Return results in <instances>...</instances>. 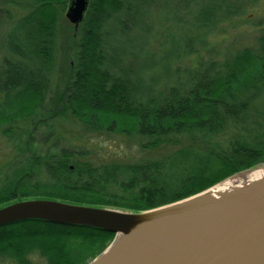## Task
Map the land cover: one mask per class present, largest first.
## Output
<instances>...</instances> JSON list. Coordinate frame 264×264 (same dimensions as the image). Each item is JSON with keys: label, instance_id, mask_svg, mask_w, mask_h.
I'll use <instances>...</instances> for the list:
<instances>
[{"label": "trees", "instance_id": "16d2710c", "mask_svg": "<svg viewBox=\"0 0 264 264\" xmlns=\"http://www.w3.org/2000/svg\"><path fill=\"white\" fill-rule=\"evenodd\" d=\"M163 1L89 0L78 27L62 31L69 0H0V132L13 150L9 174L0 171V208L46 200L141 213L264 163V102L252 108L264 96V42L180 80L164 63L193 56L235 12V0H176L175 8H190L188 21L174 19L188 24V36L175 55L164 49L155 62L152 12ZM163 21L167 34L172 19ZM61 35L68 38L67 74L50 96ZM119 40L133 51L114 45ZM164 47L162 40L157 50ZM161 78L167 85L160 91ZM65 121L88 134L133 139L145 153L186 144L157 159L98 165L85 141L67 136ZM241 126V135L231 131ZM113 238L95 228L18 222L0 226V261L89 264Z\"/></svg>", "mask_w": 264, "mask_h": 264}, {"label": "water", "instance_id": "95a60500", "mask_svg": "<svg viewBox=\"0 0 264 264\" xmlns=\"http://www.w3.org/2000/svg\"><path fill=\"white\" fill-rule=\"evenodd\" d=\"M88 4L69 0L65 18L75 29ZM206 191L141 213L21 201L0 208V226L42 221L114 234L89 264H264V177L226 196Z\"/></svg>", "mask_w": 264, "mask_h": 264}, {"label": "rangeland", "instance_id": "374dc122", "mask_svg": "<svg viewBox=\"0 0 264 264\" xmlns=\"http://www.w3.org/2000/svg\"><path fill=\"white\" fill-rule=\"evenodd\" d=\"M175 4L176 0H165L157 3L154 11L152 12V16H155L156 18V22L153 26L158 32V36L156 40L152 42L150 48L155 54V62H160L164 49L170 50L171 54L175 55L178 43H180L179 41L184 40L185 37L188 36V24H178L174 19L180 18L185 22L188 21V18L185 17L183 13L184 10L188 11L190 8L183 6V4L180 8H175ZM234 6L235 12L228 20L219 24L206 37L203 44L197 48L193 56L185 58L175 65L172 64V61L164 63L166 66L172 68V71L175 69L179 70L180 80H184L185 77L183 76L185 71H197L210 63H222L243 50H257L260 47V43L264 42V0H259L256 3H252L250 0H235ZM65 13L63 14V18L60 22V28L62 31H66L67 29L69 30L72 26L66 20ZM165 18L172 19L173 21L167 23L169 26L167 34H164L166 22L163 20ZM158 23H161V25ZM163 35L165 39H163ZM162 40L166 42V48L164 47L162 50H157V47ZM119 43L121 44L114 43V45H118L125 51H133L131 50V46L127 44L126 40H119ZM56 51L55 67L50 78V96L55 94V92L62 90L65 75L67 74V55L69 54L67 37H63V35H61L58 38L56 41ZM171 81L173 82V78ZM165 85H167L166 80L161 78L160 80H157L155 89L161 91L164 89ZM261 102L263 105L264 96L260 97L257 101L254 100L252 108H258V106L261 105ZM251 109L250 113L253 111ZM250 113L248 111L249 115ZM62 124L67 131V136H73L76 139L78 137L82 140V142H86L85 146L88 147L87 149L91 150V154L92 156L94 155V158L91 155L90 156L95 160V164L98 165L106 164L112 166L117 163H134L147 159H157L161 156L167 155V153L174 152L178 147H182L186 144L185 140H180L182 143L180 145L169 146L164 150H158L154 153H145L139 150L136 141L133 139H127L113 134H88L81 132L79 125L72 121H65V123ZM249 124L250 122H248L247 128L252 129L253 127L249 126ZM242 128L244 127H234L231 131L234 134L241 135L243 133ZM80 132L81 136L79 135ZM75 143H79L78 139ZM74 144L65 142L63 146L68 148ZM12 154L13 150L9 141L0 132V171L4 169L6 175L10 172L9 169L11 166L7 165L11 161ZM262 166H264V164L239 174L232 175L227 179L232 178L233 176H244L246 173ZM222 182L218 184H221ZM31 261L37 263L41 262L35 256L31 258ZM0 264L13 263L10 261H0Z\"/></svg>", "mask_w": 264, "mask_h": 264}, {"label": "bare ground", "instance_id": "6f19581e", "mask_svg": "<svg viewBox=\"0 0 264 264\" xmlns=\"http://www.w3.org/2000/svg\"><path fill=\"white\" fill-rule=\"evenodd\" d=\"M264 177V166L254 169L248 172L244 176L232 177L221 184L211 188L206 191L203 195H208L212 197L226 196L232 193L234 188H240L245 184H249L260 180Z\"/></svg>", "mask_w": 264, "mask_h": 264}]
</instances>
